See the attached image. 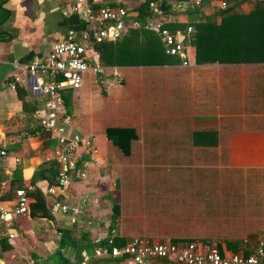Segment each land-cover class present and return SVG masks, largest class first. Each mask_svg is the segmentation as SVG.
<instances>
[{
  "label": "crops",
  "instance_id": "0c3cea01",
  "mask_svg": "<svg viewBox=\"0 0 264 264\" xmlns=\"http://www.w3.org/2000/svg\"><path fill=\"white\" fill-rule=\"evenodd\" d=\"M72 1L0 0V149L6 151L0 158L5 176L0 200L11 208L10 172L19 170L27 189L41 195L46 214L36 218L28 211L10 215L8 226L0 222V264H111L109 258L93 256L96 236L113 235L125 242L132 237L130 225L145 230L129 214H159L171 206L188 214L194 227L209 214L217 230L229 231L224 232L229 238L215 243L200 237L188 238L189 242L215 245L223 255L252 253L257 242L264 241V40L246 45L249 29L247 35H238L236 51L245 55L237 62L196 63L189 45L186 67L178 59L162 65L107 67L111 73L95 76L86 72L91 76L86 75L83 86L92 88L95 108L104 113H93V102L89 113H83L80 83L61 92V117L72 121L71 130L93 137L95 168L84 179L72 174L66 187L48 194L46 169L57 146L37 123L46 111L38 88L42 78L29 73L26 65L43 59L67 29L83 28L77 14L61 13ZM103 3L91 1L94 8ZM182 6L168 21H188ZM250 8L249 1L239 4L241 15ZM16 84L23 91L21 98ZM110 90L111 99L119 97L124 103L121 111L104 109ZM109 127L132 131L116 133L114 143L106 135ZM89 155L78 151L77 159ZM54 199L69 205L83 202L74 222L70 214L50 210ZM240 230L251 231L252 242L236 238ZM8 232L13 233L11 239ZM161 237L148 238L181 239ZM150 264L175 263L156 259Z\"/></svg>",
  "mask_w": 264,
  "mask_h": 264
},
{
  "label": "built area",
  "instance_id": "2783aa9c",
  "mask_svg": "<svg viewBox=\"0 0 264 264\" xmlns=\"http://www.w3.org/2000/svg\"><path fill=\"white\" fill-rule=\"evenodd\" d=\"M92 0H73L61 11L62 15L77 14L84 21L81 29H67L63 37L55 41L43 59H35L27 63L29 73L42 78L38 84L40 92L45 96V113L37 118V123L46 138L53 139L57 149L54 160L59 163L55 184L48 185L45 191L54 194L56 188L68 185L71 175L80 179L87 177L89 169L95 168L96 148L93 137L73 129L72 121L63 114V104L59 90L62 87L75 89L80 86L83 73L100 75L106 66L101 65L93 50V44L102 40H114L126 29H143L157 35L163 53L176 56L179 65H190L188 59L189 35L192 26L171 29L167 27L168 17L153 4L149 3L151 13L140 22L134 11L122 6L100 5L92 7ZM198 5V1H194ZM220 6L223 8L224 3ZM59 78V79H58ZM11 88L14 85L11 84ZM78 151H87L88 159H77ZM6 151L0 149V158ZM18 162V158L14 159ZM97 203V199L93 198ZM82 201L76 205L52 200L50 210L62 215L70 214L72 222L81 210ZM28 213V198L23 188L13 192L11 208L6 209L0 200V222L9 225V218ZM13 233L8 232L11 239ZM93 256L109 258L111 264H150L152 260L162 259L175 264H264V241L259 240L250 254L234 252L222 255L215 245L199 247L194 242L175 243L171 241H152L144 237L132 236L122 245H116L114 236H96ZM84 255V259H87Z\"/></svg>",
  "mask_w": 264,
  "mask_h": 264
},
{
  "label": "trees",
  "instance_id": "16d2710c",
  "mask_svg": "<svg viewBox=\"0 0 264 264\" xmlns=\"http://www.w3.org/2000/svg\"><path fill=\"white\" fill-rule=\"evenodd\" d=\"M194 1H198V5H194ZM242 1L251 3L250 11L246 15H241L239 11V4ZM103 2L101 5L122 6L134 11L140 22L151 13L150 2L169 18L176 13V8L183 5L182 7L188 14V21L181 22L171 19L166 25L171 29L184 28L187 24L192 26L188 41L193 47L196 63L239 61L245 54L236 51L239 42L238 35H247L248 29V35L244 38L246 45L250 42L255 45L264 40V0H119L117 2L103 0ZM211 2L214 3L211 4ZM221 3H224L223 8L220 6ZM239 17L241 20H238ZM243 26H245V31ZM238 27H241L240 33H238ZM248 36L252 37L248 39ZM92 48L98 62L106 67L162 65L178 60L176 56L163 53L162 45L155 33L143 29H126L118 38L94 43ZM70 89L62 87L59 90L60 95L61 92ZM22 94L21 87L16 84V95L21 98ZM127 131L132 130L126 127H109L106 129V135L114 142L113 136L116 133ZM49 163L52 165L49 164L46 170L50 176L49 183L54 185L58 164L56 160H50ZM3 178L5 176L0 168V181ZM16 188L25 190L30 217H46L41 195L37 194L35 189H27L22 182L19 170L10 172V187L7 196H10ZM114 240L116 245L124 243L116 237ZM182 240L189 242L188 239ZM175 241L177 240L173 239L171 242Z\"/></svg>",
  "mask_w": 264,
  "mask_h": 264
},
{
  "label": "rangeland",
  "instance_id": "374dc122",
  "mask_svg": "<svg viewBox=\"0 0 264 264\" xmlns=\"http://www.w3.org/2000/svg\"><path fill=\"white\" fill-rule=\"evenodd\" d=\"M215 7V6H214ZM107 73L109 72V69L106 67V69L104 70ZM103 71V72H104ZM111 73V72H109ZM115 73V72H114ZM91 75H88V73H83L81 76V86L77 89L78 92H80L84 98L81 101L79 107L83 109V113L87 114L89 113L88 109H89V105H91V102H93V108H92V112L96 113L97 109L95 108V99L93 98V94L91 93L93 90L91 87L86 86L84 88L83 86V82H84V78ZM95 76V75H94ZM114 78L119 79V76L116 74H113ZM91 88V89H90ZM68 97L71 95L70 91L67 93ZM109 96V100H107L104 104V109H107L109 111H121L122 108H124V103L121 101V98H117L116 100L111 99L112 97H114V93L110 90L108 91ZM115 96H117V94H115ZM99 109L97 111V113H99ZM101 113H104L103 110L100 111ZM113 187V184H112ZM157 215V216H155ZM129 216H131V219L134 218V223L138 224L137 226L144 224L145 226V230L143 231L142 229V225L139 229H134L133 227L130 225V227L127 229V231L129 232H133L131 235L132 236H139V237H144L147 238L149 240H151V236H162L160 240H165L168 238H181L177 241H175V243H184L182 239H188V238H195V237H200L202 239L207 240V242H211V243H215V241H219L218 239H220L221 237H228L224 232H229L227 230H217L216 229V223L217 222H211L210 218L211 215L208 214V217L204 218L205 222L201 223V224H197L196 227H194V225H191V222L188 221V214L182 213L180 212V210H178L177 208L171 206L170 209L167 212H159V214H156L155 212H147V213H139L136 215L133 214H129ZM154 216V217H153ZM186 220H180V219H185ZM206 216V215H205ZM121 217L124 219H127L128 215L127 214H121ZM153 217V218H152ZM209 218V220L207 219ZM136 219H138V222H136ZM141 222V224H140ZM205 226V225H208ZM119 229H120V225L118 224ZM203 228H202V227ZM198 227H201L200 229ZM214 227V228H213ZM209 228H213V229H209ZM217 231L219 232V234H217ZM251 231L249 230H240V234L236 235V238L241 239L242 237H244V240L246 241H250V236L249 233ZM154 233H157V235H154ZM224 233V235H223ZM130 235V236H131ZM142 235V236H141ZM150 237V238H148ZM229 238V237H228ZM233 239H235L233 237ZM169 241H173V240H169ZM163 242V241H162Z\"/></svg>",
  "mask_w": 264,
  "mask_h": 264
}]
</instances>
